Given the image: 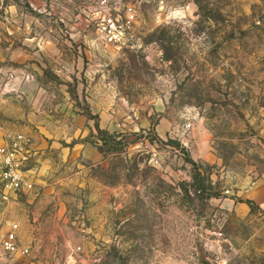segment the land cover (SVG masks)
<instances>
[{"label": "rangeland", "instance_id": "1", "mask_svg": "<svg viewBox=\"0 0 264 264\" xmlns=\"http://www.w3.org/2000/svg\"><path fill=\"white\" fill-rule=\"evenodd\" d=\"M121 2L110 45L98 0H0V141L34 181L0 194L30 246L0 264H264L237 196L264 171V0Z\"/></svg>", "mask_w": 264, "mask_h": 264}, {"label": "built area", "instance_id": "2", "mask_svg": "<svg viewBox=\"0 0 264 264\" xmlns=\"http://www.w3.org/2000/svg\"><path fill=\"white\" fill-rule=\"evenodd\" d=\"M97 29L103 41L110 45H122L128 39L135 23V10L121 0H98ZM111 1L114 5L111 6ZM26 137L22 133L3 135L0 141V194L8 201L13 194L30 191L34 181L22 167L23 148ZM20 223L12 222L0 240V252L27 254L30 246L22 244L18 230ZM73 264H80L74 261Z\"/></svg>", "mask_w": 264, "mask_h": 264}, {"label": "crops", "instance_id": "3", "mask_svg": "<svg viewBox=\"0 0 264 264\" xmlns=\"http://www.w3.org/2000/svg\"><path fill=\"white\" fill-rule=\"evenodd\" d=\"M237 190V196L241 200H250L256 206L264 210V171L257 172L251 176L244 185ZM242 202L241 204H244ZM225 206H233L234 202L230 199L225 200Z\"/></svg>", "mask_w": 264, "mask_h": 264}, {"label": "trees", "instance_id": "4", "mask_svg": "<svg viewBox=\"0 0 264 264\" xmlns=\"http://www.w3.org/2000/svg\"><path fill=\"white\" fill-rule=\"evenodd\" d=\"M99 128V127H98ZM242 202H245V203H247V204H252V205H254V203L252 202V201H250V200H241Z\"/></svg>", "mask_w": 264, "mask_h": 264}]
</instances>
